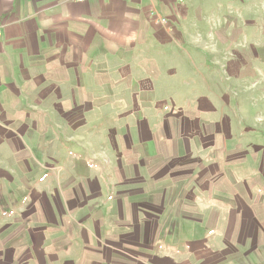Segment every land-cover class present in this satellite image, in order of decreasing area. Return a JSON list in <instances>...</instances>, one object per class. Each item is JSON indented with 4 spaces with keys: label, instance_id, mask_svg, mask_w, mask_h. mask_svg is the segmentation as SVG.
Masks as SVG:
<instances>
[{
    "label": "rangeland",
    "instance_id": "rangeland-1",
    "mask_svg": "<svg viewBox=\"0 0 264 264\" xmlns=\"http://www.w3.org/2000/svg\"><path fill=\"white\" fill-rule=\"evenodd\" d=\"M152 2L151 44L0 141V264H84L86 246L103 264H264V0Z\"/></svg>",
    "mask_w": 264,
    "mask_h": 264
},
{
    "label": "crops",
    "instance_id": "crops-1",
    "mask_svg": "<svg viewBox=\"0 0 264 264\" xmlns=\"http://www.w3.org/2000/svg\"><path fill=\"white\" fill-rule=\"evenodd\" d=\"M152 1L0 0V128H8L0 130V141L7 142L11 134L15 135L12 125L22 118L30 119V123L39 119L46 124L53 122L52 114L44 113L43 106L55 109L56 118L58 108L65 104L64 94L59 93L83 91L94 69L107 66L108 53L113 57L117 50L130 51L133 45L151 44L156 27L150 18ZM24 133L19 132L23 139ZM215 154V151L210 154L212 162ZM184 165L177 163L178 167ZM212 179L211 175V186ZM191 184L197 192V182ZM197 196L199 193L191 201L198 199ZM76 217L79 225L87 227L89 219L82 218L84 223H80V217ZM145 219L152 222L154 217L146 215L143 219L146 223ZM260 230L264 233L263 228ZM58 234H61L58 237L68 235L66 231L52 235ZM189 244L198 258L202 252L200 246ZM64 250L70 254L78 252L73 257L82 260L81 249ZM98 250V246H86L84 264L88 259L90 264H103L93 256Z\"/></svg>",
    "mask_w": 264,
    "mask_h": 264
},
{
    "label": "built area",
    "instance_id": "built-area-1",
    "mask_svg": "<svg viewBox=\"0 0 264 264\" xmlns=\"http://www.w3.org/2000/svg\"><path fill=\"white\" fill-rule=\"evenodd\" d=\"M80 1H84V0H80ZM162 25H166L168 22L166 20H160L159 21Z\"/></svg>",
    "mask_w": 264,
    "mask_h": 264
}]
</instances>
